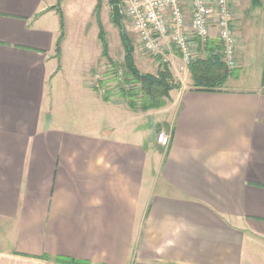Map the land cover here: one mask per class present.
Masks as SVG:
<instances>
[{"label": "crops", "instance_id": "obj_1", "mask_svg": "<svg viewBox=\"0 0 264 264\" xmlns=\"http://www.w3.org/2000/svg\"><path fill=\"white\" fill-rule=\"evenodd\" d=\"M68 2L0 0V229L11 240L0 264H264V58L241 88L235 46L240 75L203 93L170 46L169 69L184 66L188 85L162 109L132 110L117 92L104 101L89 74L60 80Z\"/></svg>", "mask_w": 264, "mask_h": 264}, {"label": "rangeland", "instance_id": "obj_2", "mask_svg": "<svg viewBox=\"0 0 264 264\" xmlns=\"http://www.w3.org/2000/svg\"><path fill=\"white\" fill-rule=\"evenodd\" d=\"M118 1L120 2L122 10L123 32L126 34L127 38L130 39L134 47L133 57L135 66L142 74L155 75L159 64L141 51L138 38L131 29L130 23L125 16L124 0ZM237 1H239L237 2L239 12H237L236 9H233V12L239 15V17H237L239 21H236L238 23L233 27V30L236 33L234 46L240 48L241 53L246 58L242 72V75H244V81L240 84V87L248 88V78L260 69L261 61L264 58V23H261L264 18L262 14L264 0L257 1L260 4L262 3V7L258 10H253L251 0ZM96 3L97 0H69L68 2V9L65 11L66 21L64 20V23H66L64 29L65 35L62 41V45L64 46L59 61V67L61 68V75L59 78L61 81L64 80L66 83L71 81L75 84L81 80L83 74H85V76L89 74L88 82L90 81V83H93L92 86L96 87V81H104L103 73L106 69L107 71H110V67L112 66H118L120 68L123 66L124 52L122 50L119 36V32L121 31H119L111 21V4L109 3V0H101L100 13V21L106 34V41L108 44L107 60L100 55L102 49L98 38V28L95 22V15L93 14ZM242 16H244V18H242ZM167 64L169 65V63ZM89 70L93 75H91ZM121 71L118 70L116 73L117 82L121 83L120 87L122 86L123 89L129 90L130 87L122 84ZM186 72L184 66L179 67L177 72L174 73V80L179 84L182 82L183 84L188 85ZM239 72V69L232 71L230 76L240 75ZM232 86V84L227 85L228 88ZM102 89L105 91L116 92L113 90V84L110 83L106 84ZM102 89L101 92L103 93ZM103 118L105 119V116ZM108 118L120 121L119 118H122V115L118 111L108 112ZM148 124V120L140 118L135 126V128H138L140 131L141 141H147L150 136L148 133ZM150 168L151 170L149 169V173L151 176L154 175V179L150 181L149 188L153 186L156 192L158 187L154 186L160 171V157L157 161H153ZM9 239V237L3 234V230L0 229V247L9 244L11 241Z\"/></svg>", "mask_w": 264, "mask_h": 264}, {"label": "built area", "instance_id": "obj_3", "mask_svg": "<svg viewBox=\"0 0 264 264\" xmlns=\"http://www.w3.org/2000/svg\"><path fill=\"white\" fill-rule=\"evenodd\" d=\"M231 0H124L125 16L150 59L169 63L170 46L187 67L210 39L220 45V55L229 70L235 67V36ZM214 36V37H213ZM167 149L169 134L156 136Z\"/></svg>", "mask_w": 264, "mask_h": 264}, {"label": "trees", "instance_id": "obj_4", "mask_svg": "<svg viewBox=\"0 0 264 264\" xmlns=\"http://www.w3.org/2000/svg\"><path fill=\"white\" fill-rule=\"evenodd\" d=\"M111 5L118 4V0H109ZM255 5V4H254ZM93 14L95 15V22L98 28V38L101 44V55L107 60L108 44L106 41V34L100 21L101 0H97L94 7ZM59 16L61 34L56 43V56H60V45L64 39V16L60 10H57ZM122 50L124 52L123 66H112L110 71L103 73L104 81L99 80L94 89L100 93L101 89L108 83L113 84V90L116 91L121 99L132 110L141 112H148L151 110H159L164 108L168 101L171 91L178 90L181 86L177 83L169 69L167 63H162L160 59H154L158 63V70L155 75L142 74L135 66L134 61V47L127 38L124 32H119ZM220 45L216 39H210L204 47L199 49V55L192 59L187 66L189 81L191 87L196 92L203 93H217L221 92L226 84L230 70L227 68L224 59L219 53ZM122 69V71H121ZM120 70L122 72V79L125 86L130 87L125 90L120 87L116 73ZM103 90V100L108 101L110 98V91ZM47 260V258H44ZM56 263L62 264H78L69 262L66 259H54Z\"/></svg>", "mask_w": 264, "mask_h": 264}, {"label": "water", "instance_id": "obj_5", "mask_svg": "<svg viewBox=\"0 0 264 264\" xmlns=\"http://www.w3.org/2000/svg\"><path fill=\"white\" fill-rule=\"evenodd\" d=\"M111 21L119 31L123 32L122 10L118 4L111 5Z\"/></svg>", "mask_w": 264, "mask_h": 264}]
</instances>
